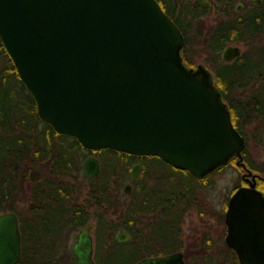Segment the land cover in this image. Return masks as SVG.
I'll return each instance as SVG.
<instances>
[{"label":"water","instance_id":"obj_1","mask_svg":"<svg viewBox=\"0 0 264 264\" xmlns=\"http://www.w3.org/2000/svg\"><path fill=\"white\" fill-rule=\"evenodd\" d=\"M0 39L41 119L85 148L158 155L199 177L234 155L245 165V136L211 72L183 62L185 36L158 0H0ZM241 52L229 43L221 56L230 61ZM139 169L134 163L130 177ZM100 170L99 157L85 155L84 176ZM130 190L125 183L123 191ZM225 223L239 263L264 264V195L255 181L230 196ZM93 226L73 233L76 264H96ZM130 239L124 227L116 232V241ZM21 253L18 214L2 210L0 264L17 263ZM184 263L178 249L131 264Z\"/></svg>","mask_w":264,"mask_h":264},{"label":"trees","instance_id":"obj_2","mask_svg":"<svg viewBox=\"0 0 264 264\" xmlns=\"http://www.w3.org/2000/svg\"><path fill=\"white\" fill-rule=\"evenodd\" d=\"M158 1L184 32L180 18L185 20L188 15L186 24L192 26L195 18L211 9L224 14L207 31L206 46L213 53L214 82L223 100L230 101L227 105L231 118L246 138V150L250 136L245 131L247 126L254 124V134L258 132L260 138L264 136V2L247 0L245 8L236 11V0ZM232 41H242L245 49L235 59L224 61L219 50ZM0 45L5 56L0 75V211L14 210L19 217L22 253L15 264H76L64 248L65 240L72 231L87 224L94 214L96 264H113L114 250L119 246L132 254L128 261L120 264H131L145 255L176 249L185 251L179 238L177 200L171 203V207L166 200L169 196H159L153 186L146 184L139 192L132 189L131 201L120 221H110L104 215L105 208L101 212L90 211L92 206L98 210L104 203L108 206L114 203L113 197L119 192L114 193L110 184L114 180L117 183V177H126L127 165L131 161L140 159L145 168L148 163L144 158L156 156L165 164L178 168L157 155H138L109 147L85 148L75 136L56 131L39 116L35 99L19 77L1 39ZM233 90H241L243 96L231 98L234 97ZM104 150L116 154L118 159L108 164L107 171L103 164L104 169L101 166L97 176H83L82 163L86 151L100 156ZM79 176L89 183L87 197L81 201ZM138 194L141 199L137 202ZM26 200L27 205H24ZM158 206L162 216L155 218L147 230L143 227L137 229L136 215L141 209L158 210ZM168 208H173L172 212ZM118 226L131 234L129 241L115 240L114 230ZM204 241L205 245L199 244L203 249L210 245L209 238L204 237ZM103 242H108L107 247L103 248ZM201 247L198 252L202 251ZM224 248L233 255L228 264H240L236 253L223 245L221 249ZM205 260L201 264H210L208 257Z\"/></svg>","mask_w":264,"mask_h":264},{"label":"rangeland","instance_id":"obj_3","mask_svg":"<svg viewBox=\"0 0 264 264\" xmlns=\"http://www.w3.org/2000/svg\"><path fill=\"white\" fill-rule=\"evenodd\" d=\"M247 0H236L235 5L239 2H243L246 5ZM224 14L218 9H211L207 12L204 16L197 17L191 23L192 26H188L186 24V20L189 19V16H185V20H182L183 27L185 29L186 35V44L184 45L185 54V64L188 67L196 68L199 63L204 65L212 74L213 80L215 81V68L212 65L213 61V53L207 48L206 44H208L206 37L207 31L211 29L212 25H214L218 19L223 17ZM184 17V16H183ZM202 32V33H201ZM232 43L238 44L243 51L245 49V44L242 41H233ZM221 52V49L219 50ZM2 47L0 45V75L3 70V66L5 64L4 58L5 56L2 54ZM3 67V68H2ZM1 80V78H0ZM7 84L4 85V87ZM234 97L243 96L241 90H233ZM225 102L230 105L229 100H225ZM254 123V122H253ZM245 131L249 133V140L248 145L246 148V156L252 157L253 162L257 165H261L264 167V136L259 137L258 132L254 134L255 126L251 123V125L245 128ZM93 153L86 151L85 155ZM94 155L98 156L101 162L102 169H104L103 164H105L106 171L109 169L107 166L112 160L116 161L118 156L116 154H112L107 150L101 152V158L98 153H93ZM84 155V156H85ZM248 158V157H247ZM145 161L148 163L146 173V184L148 186H153L159 196H169L171 191L180 193L181 189L191 187V185L196 184L198 180H195L189 174L184 172L183 170L173 168L167 164H165L161 159L158 157H145ZM135 163L134 161L129 162L127 165L129 170L127 172L126 177L121 179L117 177L119 181L111 182V187L114 193L117 194L113 197L112 205L108 206L107 203L102 204L100 209H96L95 206L90 208L92 212H101L104 209V215L110 221H120L123 218L125 209L127 204L131 201V191L129 193H125L123 191V186L125 183L132 181V178L129 176V172L131 171L132 165ZM242 171L240 166H238L234 161H229L225 164L222 168L217 170L216 173H213L209 176L207 183L201 184L199 188V193H203V198L209 202L210 208L212 211H216L218 213L221 209L220 205L223 199H226L230 193L232 187L238 183L239 181V174ZM83 175V173H82ZM84 176V175H83ZM115 175H113V178ZM79 176V184L82 187V194L79 198L81 201L84 197H87L88 192V185L85 180H81ZM133 182V181H132ZM133 186V185H132ZM204 200V201H205ZM24 205H27V200L23 202ZM22 205V204H21ZM23 206V205H22ZM215 213V212H214ZM212 214V213H211ZM94 214L91 216L87 223L94 222V226L91 230L94 239V253L97 247V240H96V218ZM158 216H162V212L159 210H152V211H144V213H140L136 215L137 223L136 228L143 227V230H147L150 224L154 221L155 218ZM206 214L204 215L205 219ZM208 224L211 225L214 230L215 241L211 248L207 250V248H202L201 246H197L198 243L202 244L204 241V234L201 235L200 232L196 230L198 225H202V220L197 219L194 211H190L186 214V217L181 226L180 232V239L182 240V244L185 247L184 251V258L186 264H201L205 260V257H208V262L210 264H228L230 261L233 260L232 252L227 249H221L223 247V240L221 237L217 236L220 233L221 224L211 217V219H206ZM206 224V223H205ZM80 228V227H79ZM79 228L72 231L65 240L64 248L70 253V245L73 241V233L78 230ZM120 226L116 227L114 230V235L116 234L117 230ZM199 241V242H198ZM197 243V244H196ZM108 242H103V248L107 247ZM202 248V253L198 252L199 248ZM132 257L130 252L122 247L119 246L114 250V258L113 264H120L122 261H128Z\"/></svg>","mask_w":264,"mask_h":264},{"label":"flooded vegetation","instance_id":"obj_4","mask_svg":"<svg viewBox=\"0 0 264 264\" xmlns=\"http://www.w3.org/2000/svg\"><path fill=\"white\" fill-rule=\"evenodd\" d=\"M249 1H251L253 3L262 2V1H252V0H249ZM239 3H241L242 5H241V7L239 9H237V5L238 4H236L235 7H234V9L236 11H241V10H243L245 8V4L243 2H239ZM174 13L176 14L177 12L175 11ZM180 20H181V23L183 25V22H182L181 18H180ZM180 28H182V27H180ZM181 30H182V32H183V34L185 36V43H184V45H185L187 37L185 35V32H184L183 28ZM232 42L226 43L223 46V48L227 44L232 43ZM184 45H183V47L181 48V51H180V54H181L182 58L185 56V54L183 53ZM222 49H221V52H222ZM221 52H220V56H221ZM221 58H222V56H221ZM230 113H231V111H230ZM246 143H247V141H246ZM138 155H146V154H138ZM237 159H238V157L234 155L226 162V163H228L229 161H234L238 166H240L242 171L239 174L238 183H236L232 187L228 197L226 199L222 200L221 205H220L222 210H220L218 213H216V211H214L215 213L212 211V209L210 208L209 202L206 201L203 198L204 194L201 193V192L199 193V188L201 187V184L207 183V180H208L210 175H212L213 173H216L217 170L222 168L225 164H223L221 166H218L217 168H215L214 170H212L208 174H206L204 176H201V177L191 173L187 169L178 168L180 170H183L184 172H186L187 174H189L191 177H193L195 180H198V181H197L196 184L191 185V187H188V188L186 187L184 189H181L180 193H179V191L177 193L171 191V193L169 195V199H166V200H168V202H169L168 204H170L171 207L173 206V205H171V203L172 202H176L174 200H177V202H176L177 203V210L176 211L178 212V215H180V225H179L180 226L179 227L180 232H181L182 223H183V221H184V219L186 217V214L188 212L194 211V213L196 215V218L198 220L199 219L202 220L203 224L202 225H198L196 230L198 232H200L201 235L204 234V237H207V238L210 239V245H206L207 250L209 248H211L213 246V244H214L215 235L213 233H214V230L216 228L214 229L211 225H209L208 221L206 219H211V217H213L214 219L216 218L215 221L219 222L222 225L221 229H220V233L217 236L221 237V239L223 240V245L224 246H227L230 250L234 251V249L231 248L225 241V234H226V231H227V226H226V223H225V212H226V209H227L228 199L230 198V196L234 193V191L239 186L249 185L251 181H255L256 188H258L262 192V194L264 195V170H262V169H264V167L261 166V165L255 164L253 162V158L252 157L246 156L245 148L243 150V157H242V162H244L245 165H243L242 163L238 164L237 163ZM248 161L250 162V164L248 163ZM137 162L140 163V169H139V171L137 173V176L135 178H132L133 182L131 181V188H135V190H138V192H139L141 190V188H143V186L146 185V183H147L145 181V179H146V173L148 172V170H147V166L144 168L143 162L140 159L135 160V163H137ZM249 170L251 171V173H249ZM129 176H130V172H129ZM253 176H254V178H253ZM140 199L141 198H140V196L138 194V196L136 197V201L138 202ZM159 208H160V206L157 207L158 210H159ZM152 210H155V209L151 208L150 211H152ZM171 210H173V208H168V211H171ZM144 211H149V210H145V209L142 208L140 213H144ZM205 214H206L207 217H205V219H204V215ZM199 244L200 243H198L197 246H199ZM202 245H205V242H203ZM176 250H178V249H176ZM179 250L183 251V249H179ZM183 253H184V251H183Z\"/></svg>","mask_w":264,"mask_h":264}]
</instances>
